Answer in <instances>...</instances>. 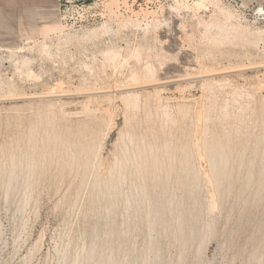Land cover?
<instances>
[{
    "label": "rangeland",
    "instance_id": "rangeland-1",
    "mask_svg": "<svg viewBox=\"0 0 264 264\" xmlns=\"http://www.w3.org/2000/svg\"><path fill=\"white\" fill-rule=\"evenodd\" d=\"M3 2L0 264H264V0Z\"/></svg>",
    "mask_w": 264,
    "mask_h": 264
},
{
    "label": "built area",
    "instance_id": "built-area-1",
    "mask_svg": "<svg viewBox=\"0 0 264 264\" xmlns=\"http://www.w3.org/2000/svg\"><path fill=\"white\" fill-rule=\"evenodd\" d=\"M99 0H60L61 3L70 4L79 10H85L90 3L97 2Z\"/></svg>",
    "mask_w": 264,
    "mask_h": 264
},
{
    "label": "crops",
    "instance_id": "crops-1",
    "mask_svg": "<svg viewBox=\"0 0 264 264\" xmlns=\"http://www.w3.org/2000/svg\"><path fill=\"white\" fill-rule=\"evenodd\" d=\"M16 2V0H4V4H10ZM9 9V7H5V6H0V19L4 20V17L6 15V11Z\"/></svg>",
    "mask_w": 264,
    "mask_h": 264
},
{
    "label": "bare ground",
    "instance_id": "bare-ground-1",
    "mask_svg": "<svg viewBox=\"0 0 264 264\" xmlns=\"http://www.w3.org/2000/svg\"><path fill=\"white\" fill-rule=\"evenodd\" d=\"M119 3V2H118ZM120 4V3H119ZM263 10H264V8H263ZM54 29H56V28H54ZM50 30H53L52 28L50 29ZM49 30V31H50ZM93 32H94V30H93ZM52 35V34H51ZM56 35V34H55ZM110 53V52H109ZM150 70V69H149ZM134 76H136V75H134ZM132 78V77H131ZM134 79H135V77H134ZM135 95V94H134ZM126 97V96H125ZM133 99V98H132ZM129 100V99H128ZM133 104V103H132ZM137 106V105H136ZM224 110V109H223ZM225 110H226V108H225ZM225 116V115H224ZM200 145H201V141H200ZM196 146H198V145H196ZM199 147V146H198ZM202 147V146H201ZM140 149V148H139ZM206 150V149H205ZM139 151V150H138ZM141 152V151H140ZM171 154V153H170ZM138 157V156H137ZM155 157V156H154ZM157 157V156H156ZM174 158V157H173ZM155 159V158H154ZM214 160V159H213ZM222 161V160H221ZM137 163V162H136ZM141 167V166H140ZM106 264H112V258L111 257H108L107 259H106Z\"/></svg>",
    "mask_w": 264,
    "mask_h": 264
}]
</instances>
